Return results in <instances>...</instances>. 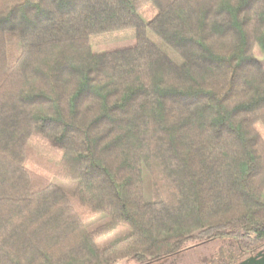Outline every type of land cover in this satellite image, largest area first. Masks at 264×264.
<instances>
[{
  "label": "trees",
  "instance_id": "16d2710c",
  "mask_svg": "<svg viewBox=\"0 0 264 264\" xmlns=\"http://www.w3.org/2000/svg\"><path fill=\"white\" fill-rule=\"evenodd\" d=\"M127 29L133 47L92 53V36ZM255 47L264 0H0V264H150L224 239L239 253L212 264H236L263 248Z\"/></svg>",
  "mask_w": 264,
  "mask_h": 264
},
{
  "label": "rangeland",
  "instance_id": "374dc122",
  "mask_svg": "<svg viewBox=\"0 0 264 264\" xmlns=\"http://www.w3.org/2000/svg\"><path fill=\"white\" fill-rule=\"evenodd\" d=\"M155 8L152 4L148 3L143 5L139 14L146 20L151 19L155 14ZM147 37L153 43H155L171 60L175 63L180 64L181 59L168 47L165 46L153 33L150 31L147 32ZM135 45V35L134 30L127 29L121 30L111 33L99 34L92 36L90 39V46L92 53H103V52H111L119 49L131 48ZM254 58L262 65L264 70V56L258 47L253 49ZM256 130L259 135L264 139V128L257 124ZM27 145L30 146L35 152L41 154L42 156H46L52 161H56L54 157L47 154L45 151L41 150L30 140L27 141ZM144 180V199L145 201H151V178L149 174L145 171L143 175ZM52 182L63 189L65 192L69 194H73L76 189V182L71 181H62L53 178ZM262 199L264 201V191L262 193ZM84 202L92 206L93 208L99 210L100 204L94 195L88 194L84 197ZM106 221H108V217L105 215H97L93 217L86 223V228L91 231L96 229L97 227L103 225ZM129 229L126 226H119L109 234L98 239L95 244L98 248H102L106 246L108 243L114 241L115 239L121 237L125 233H127ZM237 245L234 241L229 239L224 240H215L206 243H202L200 245H189L182 252L168 257L166 259L160 260L158 262H153L150 264H212L214 260L227 258L230 254L238 255ZM116 264H136L131 261H118Z\"/></svg>",
  "mask_w": 264,
  "mask_h": 264
},
{
  "label": "water",
  "instance_id": "95a60500",
  "mask_svg": "<svg viewBox=\"0 0 264 264\" xmlns=\"http://www.w3.org/2000/svg\"><path fill=\"white\" fill-rule=\"evenodd\" d=\"M261 256L259 260H256L257 257L247 258L240 262L239 264H264V255L258 254V257Z\"/></svg>",
  "mask_w": 264,
  "mask_h": 264
},
{
  "label": "flooded vegetation",
  "instance_id": "af4514ba",
  "mask_svg": "<svg viewBox=\"0 0 264 264\" xmlns=\"http://www.w3.org/2000/svg\"><path fill=\"white\" fill-rule=\"evenodd\" d=\"M258 254L260 255H264V247L263 248H260L258 250H256L255 252H253L252 254L250 255H247L246 257L242 258L238 263L236 264H239L240 262H242L243 260L247 259V258H252V257H257L256 260H259L261 258V256L258 257Z\"/></svg>",
  "mask_w": 264,
  "mask_h": 264
}]
</instances>
